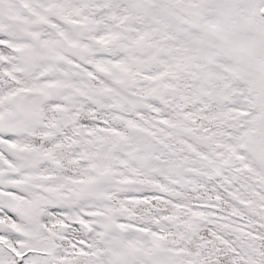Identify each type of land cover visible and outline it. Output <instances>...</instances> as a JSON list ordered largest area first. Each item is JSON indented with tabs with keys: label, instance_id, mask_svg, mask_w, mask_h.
<instances>
[{
	"label": "snow or ice",
	"instance_id": "obj_1",
	"mask_svg": "<svg viewBox=\"0 0 264 264\" xmlns=\"http://www.w3.org/2000/svg\"><path fill=\"white\" fill-rule=\"evenodd\" d=\"M0 264H264V0H0Z\"/></svg>",
	"mask_w": 264,
	"mask_h": 264
}]
</instances>
